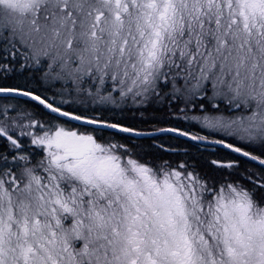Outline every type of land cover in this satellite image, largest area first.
Instances as JSON below:
<instances>
[{"label": "snow or ice", "instance_id": "obj_1", "mask_svg": "<svg viewBox=\"0 0 264 264\" xmlns=\"http://www.w3.org/2000/svg\"><path fill=\"white\" fill-rule=\"evenodd\" d=\"M0 264H264V0H0Z\"/></svg>", "mask_w": 264, "mask_h": 264}]
</instances>
